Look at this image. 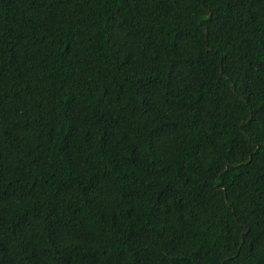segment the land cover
<instances>
[{"label": "trees", "instance_id": "trees-1", "mask_svg": "<svg viewBox=\"0 0 264 264\" xmlns=\"http://www.w3.org/2000/svg\"><path fill=\"white\" fill-rule=\"evenodd\" d=\"M0 264H264V0H0Z\"/></svg>", "mask_w": 264, "mask_h": 264}]
</instances>
